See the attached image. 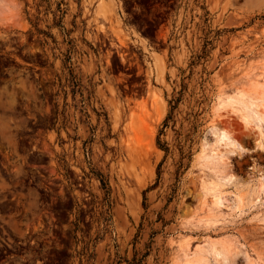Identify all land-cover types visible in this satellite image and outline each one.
<instances>
[{
    "label": "rangeland",
    "instance_id": "rangeland-1",
    "mask_svg": "<svg viewBox=\"0 0 264 264\" xmlns=\"http://www.w3.org/2000/svg\"><path fill=\"white\" fill-rule=\"evenodd\" d=\"M0 4V264H174L220 239L264 264V122L217 112L261 71L264 0ZM207 137L233 178L211 224Z\"/></svg>",
    "mask_w": 264,
    "mask_h": 264
},
{
    "label": "bare ground",
    "instance_id": "bare-ground-1",
    "mask_svg": "<svg viewBox=\"0 0 264 264\" xmlns=\"http://www.w3.org/2000/svg\"><path fill=\"white\" fill-rule=\"evenodd\" d=\"M260 70L259 73L253 72L244 75L245 78L239 82L232 94L230 93V95L220 98L217 112L225 108H230L228 111L237 114L238 117L246 123V126L250 124L254 118L259 122H264V62L260 65ZM227 109L224 111H227ZM163 118V116L160 117L159 121ZM212 131L215 134V145L220 146V144L222 145V143H224L227 146H232V150L226 151L223 155L234 152L233 149H235L237 145L235 143H230V134L226 130L221 128V131H218V129L213 127ZM210 141L207 137L203 145L202 153H200L201 155L198 158V163H201L204 167L214 165L220 169V173L208 175L199 180L200 209L204 210L207 214V216L201 218L200 221H204L206 224H211L216 219V213L219 211L224 200L225 194L223 191L227 184L233 181L228 171L226 172L227 168L223 155L219 156L217 152L214 153ZM245 191L246 190L243 188L238 189L237 195H235L236 199H234L232 203L234 206L238 208H243L245 206L246 199L251 195L250 192L248 193ZM238 254L239 251L234 243L226 240H208L205 243L202 242L192 247L190 244L186 243L181 246L174 264H229L237 259ZM246 264L258 263L247 258Z\"/></svg>",
    "mask_w": 264,
    "mask_h": 264
},
{
    "label": "crops",
    "instance_id": "crops-1",
    "mask_svg": "<svg viewBox=\"0 0 264 264\" xmlns=\"http://www.w3.org/2000/svg\"><path fill=\"white\" fill-rule=\"evenodd\" d=\"M1 5V4H0Z\"/></svg>",
    "mask_w": 264,
    "mask_h": 264
}]
</instances>
